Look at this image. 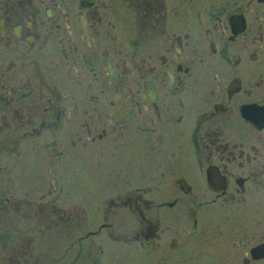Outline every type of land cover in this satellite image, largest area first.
I'll use <instances>...</instances> for the list:
<instances>
[{
	"label": "flooded vegetation",
	"instance_id": "flooded-vegetation-1",
	"mask_svg": "<svg viewBox=\"0 0 264 264\" xmlns=\"http://www.w3.org/2000/svg\"><path fill=\"white\" fill-rule=\"evenodd\" d=\"M0 264H264V0H0Z\"/></svg>",
	"mask_w": 264,
	"mask_h": 264
}]
</instances>
